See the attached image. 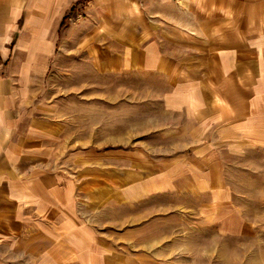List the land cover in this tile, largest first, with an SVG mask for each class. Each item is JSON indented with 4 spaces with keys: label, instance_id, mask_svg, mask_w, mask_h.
Instances as JSON below:
<instances>
[{
    "label": "crops",
    "instance_id": "1",
    "mask_svg": "<svg viewBox=\"0 0 264 264\" xmlns=\"http://www.w3.org/2000/svg\"><path fill=\"white\" fill-rule=\"evenodd\" d=\"M161 194L264 235V0H0V264H95L97 213Z\"/></svg>",
    "mask_w": 264,
    "mask_h": 264
},
{
    "label": "rangeland",
    "instance_id": "2",
    "mask_svg": "<svg viewBox=\"0 0 264 264\" xmlns=\"http://www.w3.org/2000/svg\"><path fill=\"white\" fill-rule=\"evenodd\" d=\"M105 121L98 112L97 126L104 129ZM119 139L113 137L114 142ZM104 142L108 137L99 136L98 143ZM248 187L242 186L246 197ZM204 200V196L161 194L129 206L113 201L93 219L100 238L95 264H264V235L218 233L215 218L202 216ZM239 204L245 213L241 224L264 223L259 201L246 198ZM235 223L231 217L221 222Z\"/></svg>",
    "mask_w": 264,
    "mask_h": 264
}]
</instances>
